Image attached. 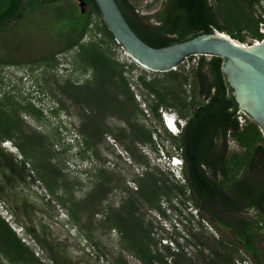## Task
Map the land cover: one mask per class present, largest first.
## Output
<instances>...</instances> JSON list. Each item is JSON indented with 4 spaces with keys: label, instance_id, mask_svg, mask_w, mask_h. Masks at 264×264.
Listing matches in <instances>:
<instances>
[{
    "label": "trees",
    "instance_id": "trees-1",
    "mask_svg": "<svg viewBox=\"0 0 264 264\" xmlns=\"http://www.w3.org/2000/svg\"><path fill=\"white\" fill-rule=\"evenodd\" d=\"M83 1L88 5L87 14L75 0H0V33H5L0 66L29 65L33 70L55 71L60 65L58 55L71 54L72 71L87 78L73 80L69 74L63 84L56 81L55 85L72 107L81 110L76 156L85 153L90 158L103 137L113 135L143 168L134 179L137 190L119 208L107 205L115 179L102 164L95 168L91 191L78 199L79 184L70 182L55 164L60 156L52 153L46 136L30 130L23 119L27 114L46 120L43 109L15 94V88L8 87L0 74V202L7 201V191L39 181L49 196L48 203L55 201L63 208L80 235L91 240L99 231L118 232L121 250L113 264H130L124 252L141 264H234L244 260L241 254L255 264H264V135L248 114L243 115L244 124L240 123L238 104L222 71L223 59L195 56L187 59L197 60L195 64L187 61L175 71L154 73L142 68L148 72L132 74L139 68L121 60L118 50L122 46L106 26L96 1ZM117 1L131 28L154 48L210 34L214 29L247 47L264 40L260 32L264 0H163L159 6L155 5L160 0ZM27 25L30 31L48 36L51 46L39 57L20 60L21 53H13L8 41L13 35L21 37ZM136 92L156 120H161L163 109L185 121L179 136L167 135L184 160L183 184L171 171L152 165L141 151L131 148L149 146L158 152L154 135L161 138L157 128L140 122L146 113ZM59 111L70 112V108L61 104ZM113 118L126 124L125 128L114 132L107 125ZM7 141L21 159L5 150ZM58 141L66 144L61 136ZM163 204L180 213L179 205H191L202 220L218 223L220 237L203 239L196 232L205 228L200 221L186 233H178L183 242L176 239L177 252H173L168 244H161L153 224L146 220L147 211L167 217ZM28 235L53 264H79L56 240L34 230ZM0 258L8 264H47L1 213Z\"/></svg>",
    "mask_w": 264,
    "mask_h": 264
},
{
    "label": "rangeland",
    "instance_id": "rangeland-1",
    "mask_svg": "<svg viewBox=\"0 0 264 264\" xmlns=\"http://www.w3.org/2000/svg\"><path fill=\"white\" fill-rule=\"evenodd\" d=\"M163 0L155 6H159ZM147 3H152L153 0H146ZM147 4V3H145ZM23 25V24H22ZM21 28V27H19ZM22 29V28H21ZM21 31V37L14 36V39L8 41L9 47L13 49V53H21L20 60H29L39 57L46 50L50 49L51 40L48 36H40L37 32L30 31L27 27ZM26 31V32H25ZM5 33H0V45L4 43ZM255 44V43H254ZM2 51V50H1ZM121 60L130 63H135L133 59H125L122 48L118 50ZM72 55H58L60 65L55 71H45L42 68L32 69L34 66L26 65L24 67H1L0 74L4 78V83L11 89L15 88V94H19L22 98L30 99L39 108L43 109L46 120H36L35 118L24 114L23 119L27 123L28 128L32 131L39 132L46 136L47 143L51 147L52 153L58 154L60 160L55 164L58 168L63 169L68 175L70 182H77L79 184V191L77 192L78 199L84 198L94 186L96 179L94 171L97 166L106 164L111 175L114 176L115 182L113 183L114 191L111 193L107 205L114 208H119L125 197L134 193L138 185L134 181L136 176H141L143 168L136 164L131 158L130 153L125 151L124 146L115 139L113 135H105L101 144L97 142V152L89 158L88 154L83 153L78 158L76 156L78 151L76 138L73 132L76 133L77 128L82 126V119L78 116L81 110L77 107H72L71 103L67 101L61 93L56 90L55 82L59 81L63 84L70 74L73 80L86 79V76H80L72 71L71 60ZM188 61V60H187ZM186 61V62H187ZM197 60L188 61L189 64H195ZM139 70L134 71L132 74L148 72L142 69L137 64ZM73 72V73H72ZM79 77V78H78ZM56 94V95H55ZM55 95V96H54ZM139 94L136 92V98ZM1 97V92H0ZM141 98V97H140ZM138 97V99H140ZM61 101V103L59 102ZM143 101V99H140ZM63 104L68 111H59V106ZM144 106V105H142ZM146 117H141L140 122L153 126L161 132V138L155 135L156 143L162 144L164 154L170 155L174 153L175 146L172 141L167 137L160 120H156L151 116L148 108L144 106ZM174 112V111H173ZM185 122V121H184ZM107 125L114 130V132L125 128L126 124L116 118L110 119ZM71 126V127H70ZM63 137L65 143L58 141L59 137ZM5 150L21 159L19 151L10 142ZM133 151H141L151 161L152 165L166 171L167 166L162 157V152H154L149 146H131ZM160 150V151H159ZM161 158V159H160ZM183 184V181L181 182ZM2 192V189H0ZM5 194V190L3 191ZM6 202H0V213L9 221L10 225L17 231V234L26 240L36 252L44 257L47 264H53L43 254L39 246L28 235L29 231H35L41 237H48L54 239L57 243H61L66 253L73 259L74 263L79 264H113L114 259L117 257L121 248L118 243V232L115 230L102 231L95 233V239L89 240L86 235H80L76 228H72L69 224V219L66 211L61 208L55 201L51 204L48 203L49 196L44 188V185L39 181H28L26 184L17 186L11 192L7 191ZM179 205V210L182 213L163 204L168 216L165 217L156 211L145 212L146 220L151 222L154 226L156 238L161 240V244H168L173 252H177L176 239L183 242L179 238L178 233H186L187 228L190 226H198L201 221L204 229L200 228L202 238L213 239L219 238L220 233L213 227L209 219L202 220L200 214L191 205ZM146 211V210H145ZM96 220H101V216H97ZM27 228V229H26ZM98 243L99 247L95 245ZM161 247V246H160ZM264 251V243L262 245ZM164 249L161 247V250ZM196 250V249H195ZM63 252V251H62ZM103 254H106L104 256ZM126 259L130 264H141L134 259L129 253L124 252ZM244 260H250L248 255L241 254ZM170 262L173 263L174 259L170 257ZM0 264H8L0 258Z\"/></svg>",
    "mask_w": 264,
    "mask_h": 264
},
{
    "label": "water",
    "instance_id": "water-1",
    "mask_svg": "<svg viewBox=\"0 0 264 264\" xmlns=\"http://www.w3.org/2000/svg\"><path fill=\"white\" fill-rule=\"evenodd\" d=\"M81 7L86 4L78 0ZM116 42L144 69L167 73L195 56L223 59L222 71L240 112L248 114L264 135V40L245 47L216 29L210 34L167 47L154 48L131 28L117 0H95Z\"/></svg>",
    "mask_w": 264,
    "mask_h": 264
},
{
    "label": "built area",
    "instance_id": "built-area-1",
    "mask_svg": "<svg viewBox=\"0 0 264 264\" xmlns=\"http://www.w3.org/2000/svg\"><path fill=\"white\" fill-rule=\"evenodd\" d=\"M260 32L264 34V23L261 24V26H260ZM123 52L125 54V57H123V58L132 59L128 55V53L125 51V49L122 48V53ZM175 70H177V68H175ZM138 97L140 98L141 96L140 95L137 96V99H138ZM140 99H138V101H140L142 103V105H144L147 108V105L143 101H141ZM144 106H142V107L144 108ZM160 113H161L160 122L162 123V126L164 128L165 133L167 135L170 134V135H173V136H179L181 134V132H182V129H183L184 125H185V122L183 120H181L178 117V115L175 112L171 111V110H163V109H161ZM238 114H239L240 123L244 124L245 119L243 118V115L245 113L239 111ZM159 133H161V132L159 131ZM155 135H154V139L156 140ZM161 145L162 144L158 143V149L163 151L162 152V155H163L162 157H164L165 158L164 160H166L165 163H166V166H167V170L171 171L175 175V177L177 179L182 180L184 182L183 177H182V169H183V166H184V160H183V158L181 156V152L178 149L175 148L174 153L172 155H170L169 152H168V155H166V154H164V149H163V147ZM234 264H255V263L250 261V260L237 259V260H235Z\"/></svg>",
    "mask_w": 264,
    "mask_h": 264
},
{
    "label": "flooded vegetation",
    "instance_id": "flooded-vegetation-1",
    "mask_svg": "<svg viewBox=\"0 0 264 264\" xmlns=\"http://www.w3.org/2000/svg\"><path fill=\"white\" fill-rule=\"evenodd\" d=\"M75 2L77 3V6L80 9V11L83 14H87V12H88V5L85 4L84 7H81L78 0H75ZM209 221L213 224V227H215L216 230L220 233L221 232V228L219 227L218 223L216 221L212 220V219H209Z\"/></svg>",
    "mask_w": 264,
    "mask_h": 264
},
{
    "label": "clouds",
    "instance_id": "clouds-1",
    "mask_svg": "<svg viewBox=\"0 0 264 264\" xmlns=\"http://www.w3.org/2000/svg\"><path fill=\"white\" fill-rule=\"evenodd\" d=\"M70 127H71V126H70ZM73 135H74V136H75V138H76V134H75L74 132H73ZM8 143H10V142H9V141H7V142H4V143H3V147L7 149V147H6V146L8 145ZM10 151H11V150H10ZM10 151H9V152H10Z\"/></svg>",
    "mask_w": 264,
    "mask_h": 264
},
{
    "label": "bare ground",
    "instance_id": "bare-ground-1",
    "mask_svg": "<svg viewBox=\"0 0 264 264\" xmlns=\"http://www.w3.org/2000/svg\"><path fill=\"white\" fill-rule=\"evenodd\" d=\"M243 45V44H242ZM245 47H247V46H245ZM142 67V66H141ZM143 68V67H142Z\"/></svg>",
    "mask_w": 264,
    "mask_h": 264
}]
</instances>
